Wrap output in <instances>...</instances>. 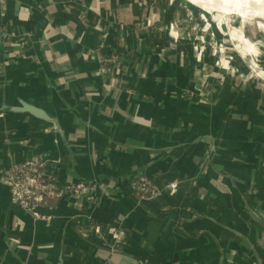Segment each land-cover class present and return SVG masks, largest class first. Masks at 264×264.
Segmentation results:
<instances>
[{
	"label": "crops",
	"instance_id": "1",
	"mask_svg": "<svg viewBox=\"0 0 264 264\" xmlns=\"http://www.w3.org/2000/svg\"><path fill=\"white\" fill-rule=\"evenodd\" d=\"M189 1L215 10L202 0ZM147 8L160 10L159 25L174 26L173 35L166 28L160 40L151 27L139 26ZM185 10L215 26L222 21L203 10L122 0H0V106H19L20 99L36 104L57 115L66 136L62 140L53 122L30 113L0 112V264H264V229L254 217L264 225V130L259 128L264 116L257 118L259 124L251 123L248 113L239 114L236 102L225 99V94L246 104L256 99L260 106L264 98L257 85L240 90L230 80L218 94L220 87L209 78L215 89L211 103L193 112L209 131H198L193 145H212L221 154L206 171L200 170L203 152L190 161L183 156L168 160L163 152L151 158V142L193 130L171 112L181 106L195 110L201 97L197 75L203 62L193 55L195 39L179 30L176 19L187 15ZM233 15L243 24L256 20ZM234 30L236 39L245 42L238 28L232 35ZM162 41L179 47L164 51V60L157 54ZM109 55L119 60L108 63ZM204 56L210 69L211 60ZM123 83L127 87L121 90ZM134 86L143 92L138 109L132 105ZM186 90L193 92L189 99L183 97ZM144 95L166 100L167 106ZM114 101L131 113L188 129L169 134L134 124L111 109ZM121 134L126 138L119 141ZM205 135L211 145L202 139ZM245 137L251 141L238 144ZM28 157L44 162L57 190L77 181L97 180L101 187L91 199L67 193L50 198L40 209L44 217L35 219L15 204L5 180L10 166ZM140 175L160 190L157 196L141 198L133 191ZM173 183L175 193H170L167 186ZM243 216L248 219L239 227ZM114 227L122 233L120 245Z\"/></svg>",
	"mask_w": 264,
	"mask_h": 264
},
{
	"label": "rangeland",
	"instance_id": "2",
	"mask_svg": "<svg viewBox=\"0 0 264 264\" xmlns=\"http://www.w3.org/2000/svg\"><path fill=\"white\" fill-rule=\"evenodd\" d=\"M218 9H219V7L215 6V10L218 11ZM198 10H201V9H198ZM185 13L187 15H185L183 17L181 16V17L176 18L180 23L179 30L181 32H184V33L190 32L194 38L199 37V40L197 41V45H200L201 49H203V47L205 46L204 50H203V52H204L203 54H205L204 58L210 59L211 63H212L210 65L211 66L210 69L207 68V66L209 67V65L206 66V69H208L209 71H212V72L215 71L214 75L212 74V72H210L208 75L210 77H212L214 81L217 79V82L215 81L214 84H216L218 87H220V89H218V94H219V92H221V86H223V84L226 81L231 80L233 82V85L237 86V88L240 90H244V88L246 86H248L249 84H251V85L255 84V86L257 85V89H260L262 91L261 95H262V99H263L264 98V25L261 23H258L257 25L255 23L243 24V21H241V20L239 21L235 17H229V18H226L225 21L222 20L221 23L219 25H217L218 26L217 27V26H215V23H210L205 19H202V18L199 19V18H197V16L189 14L188 10L187 11L185 10ZM142 14H143L144 19H145L144 24L149 22L147 24L148 27H151L154 30V32L156 31V33H158L160 35L159 39L162 40L163 39L162 37L165 36V32L168 30V29L165 30L166 28H168V26L165 24L166 26L163 29L160 28V25H159L160 19L158 17H156V15L161 14L160 10H153V11L150 10V13H149V9L147 8V9H143ZM229 14L231 15L233 13L229 12ZM240 16H249V15L245 14V13H241ZM149 17H151V19ZM149 19H150V21H149ZM212 25H214L215 31H213ZM173 28H174V30H173V32H174L176 30V28L174 26H173ZM234 28L239 29L238 31L241 32V34L243 35L242 37L245 40V42H242V41L240 43L238 42L239 39L238 40L236 39L238 35L235 36V34H234V32H236L237 30L233 31L234 37L232 36V30ZM217 29H218V33H217ZM146 31L147 30H145V32ZM145 34H147V33H145ZM236 34H239V33L237 32ZM216 37L219 39V41L216 39ZM201 40H202V43H200ZM188 45H189V42L183 43V47H188ZM235 47L237 48L238 53L236 52ZM159 48L163 51V54H164V51L165 52H169L170 50L175 51L179 47L176 44L162 41L160 43ZM160 49H159V51H160ZM175 54H178V53H175ZM178 55H180V52ZM231 55H233V60H236L235 62L231 61L232 57L229 58V56H231ZM217 59H220L219 65H216ZM222 59H225L223 64H221ZM221 65H224V67H221ZM123 67L125 68V66H123ZM136 70L137 69H135V71ZM119 71L117 70L115 74H118ZM136 72H138V71H136ZM141 75H144V73H141ZM201 75H203L204 78L198 79V88H199V93H201L200 94L201 97L205 98V100H202L203 98H201V102L198 101L195 104L197 106L195 110L194 109L190 110V108H185L184 106H181L180 108H178V110H172V112H171V114L175 115V118L177 121L187 123V124L190 123L189 126H190V128L192 127L193 130L189 129L188 132H185V133L179 134V135L178 134L174 135L176 137H174V136L170 137L167 135L166 137H164L160 140L158 139V140H155L154 142H151L150 146L151 147L153 146V149L151 148V153L153 152V154H151L152 159L156 158L157 155H160L159 153L163 152L161 154L162 155L164 154L163 156H165V159L172 160V158H175V160H176V158H178L179 156H183L185 159L188 158L187 161H190L192 159V155L194 153L203 152L201 158L205 164L204 165L200 164L201 165L200 170L202 172L206 171L204 168H205V166L207 167V164H209L211 161H214V163H215V162H219L221 160L220 159L221 154L219 155L218 152L213 153L209 148L205 149V148L198 147L197 144L193 145L194 140L197 139V136H198L197 132L198 131L209 132L208 127L206 126L207 124L201 125V124H203L202 119L201 118L198 119L194 115V113L198 114L200 112L198 110H204V108L207 109V106H205V105L208 103H211L210 102L211 93L209 90V88L211 89V86H209V88L202 86L203 80H205V77H206L205 75H207V72L205 70H203V71L201 70V71H199V74L197 75V77H200ZM220 79H222V81ZM209 83H210V81H209ZM209 83L207 81V84H209ZM2 84H3V82L0 79V86H2ZM125 86L127 87V84L123 83V84H120L119 87L121 90H123ZM202 87H204V88H202ZM114 90H116V89L114 88ZM133 90L136 92V95H135L136 97L134 98V100H132V105H133L134 109H138V107L141 104L143 92H141L140 90H137L136 87ZM165 91H167V88L165 89ZM182 93H183V97L185 99L190 98V97H188L189 92L187 90L182 91ZM205 93H207V95H204ZM209 93H210V95H209ZM138 94H139V96H138ZM137 97H138V99H137ZM145 97H146V95H144V98ZM146 98H148L149 102H157L156 104L155 103L154 104L155 105L159 104V107L164 108L165 104L167 106V101L164 99H163L164 101L162 103L161 101H157L156 99H153V98H155L153 96L148 95V97H146ZM161 98H166V96L162 95ZM225 99L228 101H235L236 102L235 106L237 108L241 109L239 114L242 115L243 113H248L247 117L251 120V123H253V121L256 120V121H258V124H259L260 121L258 119H260L264 116V115H262V114H264V100H262V102H261L262 106H261V104L259 106V104H257L256 99H254V101H252L253 103H251V104L250 103L246 104L243 99H241V101H237V100H235V97L230 95V94H225ZM254 105L256 107L255 108L256 111H255V109L253 111ZM258 106H259V108H258ZM161 119L170 121L168 115H165V116L161 115ZM190 119H192V120H190ZM261 124H263V125L259 126V128L264 130V121ZM193 125H195V126H193ZM232 125H236V124H232ZM232 125L229 127L230 129H232V130L238 129L236 126H232ZM247 130L251 131V129H249V128H247ZM214 133L216 135L215 129H214ZM118 137H119V139H118L119 141L121 139L126 138V137L123 138L122 134H121V136H118ZM244 139L240 138L238 140V144H241L242 142L248 143L249 140L251 141V137H245ZM216 141H217V139H216ZM214 144L219 145V147H222L221 142H219L218 144H216L214 142ZM214 151H215V149H214ZM107 156L105 157V159L102 163L105 164V163H107V161H109V156L108 157ZM213 172H214V170H213ZM92 182H95V181L93 180ZM250 203H251L250 200H248L246 202V208L251 205ZM235 204H236V206L239 205V207H238L239 209L242 208V207H240L241 205L238 201ZM254 217L256 219H258L257 220L258 222H261L258 224L262 225L263 226L262 228L264 229V225L262 224L263 222L261 221L262 219L260 220L257 216H254ZM247 219L248 218L243 216L242 219L237 220V221L241 222L239 227L245 226ZM235 224H236V221H235ZM235 224L231 222V224L229 226L231 228H233L234 230H236V229L238 230L239 228Z\"/></svg>",
	"mask_w": 264,
	"mask_h": 264
},
{
	"label": "built area",
	"instance_id": "3",
	"mask_svg": "<svg viewBox=\"0 0 264 264\" xmlns=\"http://www.w3.org/2000/svg\"><path fill=\"white\" fill-rule=\"evenodd\" d=\"M149 18L151 19V17ZM138 23L139 22H137L133 27V30L135 32L139 28V26L143 25L139 23L138 26ZM148 23L149 22H147L143 26L148 27L147 25ZM163 28L164 27H162V29ZM168 28L170 34L173 35L174 33L173 26L169 25ZM3 34L4 33H1L0 31V41ZM176 37H178V35H176ZM188 37L189 39H195V41L192 43L193 46L192 51L194 57L197 59V61H203V56H204L203 50L205 46L203 47V49H201L200 45H197V41L199 40V37L194 38L190 32H188ZM217 40L219 41V39ZM200 43H202V40ZM161 51H162L161 49L160 51H158L159 55H162L164 57L163 51L162 52ZM236 52L238 53L237 50ZM231 57H232L231 61L235 62L236 60H233V55L229 56V58ZM106 58L108 63H115L119 60V57L117 55H110ZM219 60L220 59H217L216 65H219ZM224 61L225 59H222L221 64H223ZM204 63L205 62L203 61L201 65V70H206V65ZM221 67H224V65H221ZM115 69H117V67H115ZM205 76H206L205 79L207 80L211 78L209 75H205ZM220 80L222 81V79ZM215 81L217 82V79ZM205 85L207 84L205 83ZM209 90L211 94H214L215 89H213L212 86L211 89ZM187 91L189 92L188 97H192L193 92L190 90ZM201 98L203 97H199L200 102H201ZM202 100H205V98H203ZM6 176L7 178L5 180L11 187L13 201L21 208H23L26 212H28L31 216H33L35 219L44 217L42 216L40 209L48 205L50 198L55 197L59 199L65 193H67L73 196L83 195L85 198L91 199L95 196V193L99 188V185L96 182L77 181L73 183H68L65 186H63L61 189L57 190L56 188H53V186H51L48 181V176L45 172L44 162L36 157L27 158L25 160L12 164L8 169ZM132 188L133 191L136 192L141 198H152L160 193V190L152 183V181L147 176H143V175H140L133 180ZM167 189L169 190L170 193H175L176 184L175 183L169 184L167 186ZM112 231H114V237L116 239L117 245H120L122 240L121 239L122 233L120 231L116 232L115 227Z\"/></svg>",
	"mask_w": 264,
	"mask_h": 264
},
{
	"label": "water",
	"instance_id": "4",
	"mask_svg": "<svg viewBox=\"0 0 264 264\" xmlns=\"http://www.w3.org/2000/svg\"><path fill=\"white\" fill-rule=\"evenodd\" d=\"M122 1L130 2V3H137L140 5H144V6H150V5H163V6H169V7L181 6V7L187 8V9H197V10L201 9V10L207 11L209 13H214L217 15H219V13H220V12L215 11V10L205 9V8L201 7L200 5L192 3L189 0H122ZM229 17H235L236 19H238L240 21V19L236 15L231 14L230 16H227L226 18H229ZM246 23H255L256 24V20H255V22L250 21V22H246ZM157 54H159V52ZM158 56L164 60V57L162 55H158ZM111 109L114 110L115 112L119 113V115L127 118L129 121H131L134 124H138V125L144 126L146 128L161 130V131L169 133V134L181 133V132L185 131L186 129H188V127H185V126H180V125L174 126V125H170V124H165V123L159 122L153 118L145 117L141 114H138L137 112L131 113V112L125 110L122 106H120L115 101H114V105L111 106ZM4 110H14V111L27 112V113H30V114H32L38 118H41L43 120H49V121L53 122L54 127H55L56 131L58 132L59 136L62 138V140L66 141L65 131L63 130V127H62L60 121L58 120V117L56 114L48 113L44 108L39 107L36 104H32L30 102H27L23 99H20V105L19 106L10 107L8 105L2 104L0 106V112H2ZM202 139L207 141L211 145V137L210 136L205 135ZM210 150L214 153V146L211 145ZM28 158H31V157H28ZM95 182L99 185V187H101L97 180H95ZM103 192H106V191L103 190Z\"/></svg>",
	"mask_w": 264,
	"mask_h": 264
},
{
	"label": "bare ground",
	"instance_id": "5",
	"mask_svg": "<svg viewBox=\"0 0 264 264\" xmlns=\"http://www.w3.org/2000/svg\"><path fill=\"white\" fill-rule=\"evenodd\" d=\"M202 1L207 4L219 7L218 9V12H220L219 16L224 21L227 16H230L229 12H232L233 14H237V15H241V13H245L256 20H260L264 22V0H202ZM238 42L240 43V41ZM235 49L237 50L236 47Z\"/></svg>",
	"mask_w": 264,
	"mask_h": 264
},
{
	"label": "flooded vegetation",
	"instance_id": "6",
	"mask_svg": "<svg viewBox=\"0 0 264 264\" xmlns=\"http://www.w3.org/2000/svg\"><path fill=\"white\" fill-rule=\"evenodd\" d=\"M205 71L207 72L208 70L206 69ZM208 72L210 73V72H212V71H208ZM208 72H207V75L209 74ZM202 78H204L203 75H201V79H202ZM205 80H206V82H205ZM205 80H203L202 86H205V87H208V88H209L210 85L207 84V81H208V83H209V80H207V79H205ZM205 83H206L207 85H205ZM208 85H209V86H208ZM209 89H210V88H209ZM210 93H211V92H210ZM210 93H209V95H210Z\"/></svg>",
	"mask_w": 264,
	"mask_h": 264
},
{
	"label": "trees",
	"instance_id": "7",
	"mask_svg": "<svg viewBox=\"0 0 264 264\" xmlns=\"http://www.w3.org/2000/svg\"><path fill=\"white\" fill-rule=\"evenodd\" d=\"M110 56V55H109ZM108 57V56H107ZM208 70V69H207ZM115 79L114 78H111V83H114ZM204 88V87H202ZM204 95H207V93H205Z\"/></svg>",
	"mask_w": 264,
	"mask_h": 264
}]
</instances>
